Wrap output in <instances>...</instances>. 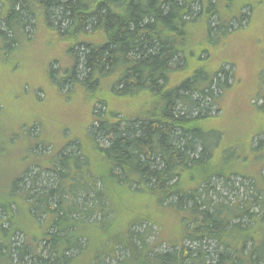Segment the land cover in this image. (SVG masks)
Wrapping results in <instances>:
<instances>
[{"label": "trees", "instance_id": "trees-1", "mask_svg": "<svg viewBox=\"0 0 264 264\" xmlns=\"http://www.w3.org/2000/svg\"><path fill=\"white\" fill-rule=\"evenodd\" d=\"M1 1L4 56L27 27L50 35L72 59L50 83L78 107L57 140L43 122L22 131L23 170L0 183V264H264V70L244 101L255 131L238 137L219 127L235 75L216 43L264 0ZM237 181L253 193L213 198Z\"/></svg>", "mask_w": 264, "mask_h": 264}, {"label": "rangeland", "instance_id": "rangeland-1", "mask_svg": "<svg viewBox=\"0 0 264 264\" xmlns=\"http://www.w3.org/2000/svg\"><path fill=\"white\" fill-rule=\"evenodd\" d=\"M263 9L264 6L257 11L247 31L230 36H219L216 39V43L220 44L223 50L217 59L230 60L234 65L231 67L235 75L232 87L224 99L228 114L219 127L229 129L238 137L255 131L251 113L244 101L246 94L250 93L252 83L258 79L259 72L264 70ZM3 12L4 3L0 0V14ZM0 26L6 28L1 17ZM26 32L29 40L26 39L25 34L19 33L17 47L9 50L11 53L5 56L4 42L6 44L7 41L0 36V183L2 184L5 179L11 180L23 170L21 161L26 154L27 136L22 131L32 132L33 136H36L40 134L39 126L43 122V135L57 140L58 136L63 134V126L76 124L77 118L78 103L67 105L58 97L49 77L53 69L59 68L58 77L63 74L64 67L72 61L70 55L64 49L58 48L61 45L55 44L52 37L43 31L34 33L32 27H27ZM259 103L261 104L262 101ZM211 110L215 114L216 109L211 108ZM53 151L52 144L40 146L36 150L37 153L42 154H50ZM34 170L37 173V170ZM42 178L47 180L45 177ZM36 185H39L38 181ZM214 186L216 189L211 192L213 198H227L233 203L253 193L252 186L246 181H237L234 190L224 188L221 182H216ZM216 192L220 196L216 195ZM25 223L23 214H20L19 224ZM145 229L144 226L141 230ZM153 230L150 234L154 238L160 237L159 229L153 228ZM164 248L166 247L162 249Z\"/></svg>", "mask_w": 264, "mask_h": 264}]
</instances>
